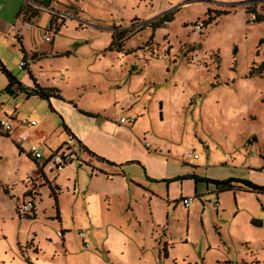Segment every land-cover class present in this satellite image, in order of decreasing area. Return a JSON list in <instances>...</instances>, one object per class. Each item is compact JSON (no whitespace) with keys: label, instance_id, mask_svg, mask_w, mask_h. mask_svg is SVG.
Here are the masks:
<instances>
[{"label":"rangeland","instance_id":"1","mask_svg":"<svg viewBox=\"0 0 264 264\" xmlns=\"http://www.w3.org/2000/svg\"><path fill=\"white\" fill-rule=\"evenodd\" d=\"M54 1L50 9L35 7V23L44 36L51 15L47 27L58 56L33 70L39 83L56 84L64 101L15 98L3 91L7 79L0 72V116L36 120L35 127L0 136V264H257L256 258L264 264V195L220 193L202 182L195 193L192 180L146 179L195 172L264 186V171L247 169L264 167V71L246 76L264 64V22L253 23L249 12L264 17V0ZM3 2L15 15L25 4ZM217 11L229 14L196 29ZM163 15L167 25H150ZM21 61L17 45H0V62L19 81L28 78ZM129 116L135 125L118 124ZM63 122L92 131V144L106 154L130 158L122 168L140 185L120 177L105 183L97 174L91 189L99 196L86 205L71 196L65 177L59 215L46 188L38 201L46 183L32 180L36 167L26 151L55 152L68 139ZM75 149L72 166L84 186L90 169L79 166L77 143ZM188 152L198 159L183 163ZM30 195L37 214L21 217L17 206ZM190 196L185 208L181 200Z\"/></svg>","mask_w":264,"mask_h":264},{"label":"crops","instance_id":"2","mask_svg":"<svg viewBox=\"0 0 264 264\" xmlns=\"http://www.w3.org/2000/svg\"><path fill=\"white\" fill-rule=\"evenodd\" d=\"M3 1L4 0H0V45H17L18 50H19L20 46H22L23 51L25 53V57H26L25 60L26 61H27V59L31 60V65H29L28 63L26 64L27 70L30 71L32 73L33 77L35 78L36 77L35 71L33 70L35 68V66L38 65L41 61H48L49 58H55L54 56L56 54H58V52H56V49H57L56 46L52 44L53 43V37H52V40L50 42H44L43 36L41 35V28H39V26H37V24L35 23L38 15L35 18L30 19L29 21H25L23 16L19 15L20 12L17 15H15V14H11V12L6 11L5 4ZM41 3H33V2L28 1V0H25L24 6L27 4V5H29V7H31L34 10H38L37 8H42V9L46 10V7L42 6ZM52 4H56V1L52 0L50 6L48 7L49 9L51 8ZM35 7H37V8H35ZM52 12L53 11H51V13ZM50 18H51V15L49 14V21L44 26V28L46 27L47 30H48L47 26L51 20ZM45 43H47V44L51 43L49 49H46L43 47L45 45ZM33 54L37 55V58L35 60L31 59V56ZM58 80H62V78L59 77ZM36 82L39 86L44 87V88H57V89H59L56 86V84H54V83L43 85V84L39 83V80H37V79H36ZM20 83L26 88H32L34 86L33 82L29 78V75H28V78L25 77L22 80H20ZM60 93H61V91H60ZM20 95H22L25 100L38 99L37 97H29L28 98L23 93L15 91V95H14L15 98H17ZM41 101H43V100H41ZM54 101H58V100L50 99L51 103ZM60 102H62V101H60ZM54 107H55V105H54ZM55 109H56V107H55ZM52 111H54V109ZM129 117H133V116H129ZM25 118L28 119L29 121H34L36 123V120L30 116H27V115L22 116V117L17 116L18 120H23ZM118 124H119V122H118ZM135 124H136V121H135L134 125ZM66 127H67L68 131H66V132L64 131L65 134L67 133L68 135H71L74 138L75 143H77V145H78V152L81 153V160H78L79 166L84 165L86 168L90 169V181L86 185L82 184L84 186H81V185L79 186L78 181L76 179V173H75L76 169L73 168L72 163L69 164L68 166H66L62 171L54 172L50 167H48L49 168L48 169L46 166H44V160H45L44 156L40 160H34L28 156V158L31 159V161L34 163V165L36 167L35 179H32V178L31 179L39 181L38 179H40V177H41L43 182L46 183L45 186L43 185V183H41L42 185L40 184V187H41L40 197H39L40 199L38 201L41 202L42 188H46L47 193L49 195V198H51L50 197V189L54 190V188L56 187V188H58V193L56 194L57 205H58V198L63 193L60 183H61V180L65 177H68V179H66L67 185L71 186V196L75 197V199L78 198V195L81 196V199L83 200V202L86 203V205H90V200H93L92 197L99 196V194H97L96 192H94V190L91 189L92 185H94V180L97 179V174L103 175L105 177V179H106L105 183H107L108 181L112 182L114 178L120 177L122 182L125 183V185L129 184V186H131V187H133V186L138 187L140 185L139 182H136L132 178H129V176H126L122 167H120V168L110 167V166L106 165L105 163L98 162L94 158H93V160H95V161H92V157H90L87 153L82 152V150L80 151V147L84 146L89 151L93 152L95 155L102 157V158L104 157V159H106L110 162H113L116 165H122L123 166L124 164H126L130 160V158H128L126 155H123L122 157L119 155H108L105 152H103L102 150H100L99 148H97L96 146H94L92 144V139H89V136H91L92 131L86 130L85 128H79L76 130V129H74V127H72L68 124L66 125ZM21 128H23V127L16 126L14 132L18 133V131H20ZM24 128H27V127H24ZM28 128H30V127H28ZM68 135H67V137H68ZM7 138H9V137H7ZM65 142L63 141L62 143L58 144L56 146V149H57L56 151L60 150ZM105 145H107V144H104V146ZM112 145L114 146L115 144H112ZM256 167L257 168H252V169L248 167L247 169L251 170V171H253L254 169H257V170H254L256 172H263L264 171V167L261 169L258 168V166H256ZM110 168H115V169H110ZM194 174H195V172H194ZM69 177H71V179ZM199 177H201V176H199ZM162 179H166V178H162ZM157 181H160V180H157ZM190 182L193 183L194 191L196 193L197 192V184L193 181H190ZM173 183H176V182H173ZM69 186H67L65 188V190H67L66 192L69 191V188H70ZM25 191H23L22 194H24ZM104 195H105L104 200L107 201L109 196L106 193H104ZM190 197L194 198V196H190ZM51 199H53V198H51ZM215 199L217 201V195H216ZM216 205H217L216 211H218L219 203H216ZM57 210H58V207H57ZM35 214H37V203H36ZM58 215H59V213H58ZM256 262H257V264H262L257 258H256Z\"/></svg>","mask_w":264,"mask_h":264},{"label":"trees","instance_id":"3","mask_svg":"<svg viewBox=\"0 0 264 264\" xmlns=\"http://www.w3.org/2000/svg\"><path fill=\"white\" fill-rule=\"evenodd\" d=\"M52 0H44L41 5L48 8L51 4ZM251 15H253V19L251 21H253V23H262L264 22V17L257 15L255 12L253 11H249ZM229 12L228 11H217L215 12V16L213 17H208V19L203 22V26H208L210 25L217 17L223 16V15H228ZM19 15H22L25 21H29L30 19L35 18L38 15L37 10L32 9L31 7H29V5H25L21 10ZM170 22V18L168 15H163L160 16L159 18L155 19L153 22L150 23V25L152 27H156V26H165L167 25V23ZM125 32H122L120 34H124ZM259 45H264V36L261 38V40L259 41ZM113 42L110 44L109 46V51H112L114 49ZM118 48V47H117ZM119 49V48H118ZM22 56H23V61H25V53L23 51V47L20 46L19 48ZM71 54V52L67 51L64 54H62L61 56H69ZM58 56V54H56L54 57ZM37 58V55H32L31 59L35 60ZM26 68H24L23 70H25ZM28 71V70H27ZM264 71V64L261 63L259 64L257 67H251L247 73V78H253V77H260L263 74ZM0 72L5 76V78L7 79V85L4 88V92L10 95H15V91H18L20 93H23L26 97H37L40 100L43 101H50V99H55L58 101H64L60 90L57 88H44L41 87L37 84L36 79L33 77L32 73L30 71H28V75L30 80L33 82V87L32 88H26L24 87L19 80H17L15 77L12 76V74L10 72H8L6 70V68L2 65V63L0 62ZM53 110V109H52ZM82 113V112H81ZM90 116L92 114H89ZM62 127L64 129V131H68L66 125L64 124V122L62 123ZM67 134V133H66ZM68 135V134H67ZM3 136V135H0ZM7 137V136H4ZM17 147V146H16ZM18 148V147H17ZM18 150H20L18 148ZM82 150V152L87 153L90 157L94 158L95 160H97L98 162L101 163H105L106 165L110 166V167H115V168H120L122 167V165H116L113 162H110L102 157H99L97 155H95L93 152L89 151L86 147H80V151ZM139 164V163H138ZM143 169V168H142ZM144 171V169H143ZM145 173V172H144ZM146 175V173H145ZM146 179L149 181H154V182H164L167 185L173 182H182V181H186V180H192L195 183H207V184H211L215 187V189L220 192H235L236 190L238 191H245L248 193H255L257 195H264V186H260L257 184H254L248 180L245 179H238V178H229L226 180H213V179H208V178H204V177H199L195 174H191V175H186V176H177V177H173L171 179H162L160 181L157 180H151L149 177H147L146 175ZM5 192L7 193V190H5ZM58 193V188H54L50 189V197L53 198L54 203H55V207H56V212L58 215V210H57V198H56V194ZM34 219V218H33ZM59 220V218H57ZM253 224H256L258 226H260V223H257L256 221H252Z\"/></svg>","mask_w":264,"mask_h":264},{"label":"built area","instance_id":"4","mask_svg":"<svg viewBox=\"0 0 264 264\" xmlns=\"http://www.w3.org/2000/svg\"><path fill=\"white\" fill-rule=\"evenodd\" d=\"M33 3H41L44 0H28ZM203 28V24L197 25L196 29L200 30ZM51 30H46V33L43 36L44 42H50L52 40L51 37ZM21 69L26 68V63L21 61L19 64ZM136 119L133 117H121L119 119L120 125H133ZM35 127L36 123L34 121H29L28 119L18 120L16 116H7L3 115L0 116V135L10 137L11 134L14 133L15 127ZM15 145L23 152L21 145L23 143L22 138H15L14 139ZM148 147V144L145 145ZM77 151L75 149V140L71 135H68L67 141L63 144L60 150L55 152H50L44 160V166H51L52 170L55 172L62 171L66 166L71 164L76 158ZM26 155L31 157L34 160H40L43 158V154L40 150L35 147L31 146L27 151ZM198 159V155L194 154L193 152H188L182 156L181 161L188 162L190 160ZM193 197L184 198L181 201L185 208H188L193 201ZM36 209V202L34 201V195H30L26 197L23 201L20 202L17 206V213L21 217L32 216ZM78 238L82 240L85 247H88V244L85 243V233L79 232Z\"/></svg>","mask_w":264,"mask_h":264}]
</instances>
